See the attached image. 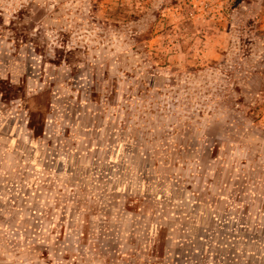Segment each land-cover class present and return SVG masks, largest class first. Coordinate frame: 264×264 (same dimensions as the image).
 <instances>
[{
    "label": "rangeland",
    "instance_id": "374dc122",
    "mask_svg": "<svg viewBox=\"0 0 264 264\" xmlns=\"http://www.w3.org/2000/svg\"><path fill=\"white\" fill-rule=\"evenodd\" d=\"M0 264H264V0H0Z\"/></svg>",
    "mask_w": 264,
    "mask_h": 264
},
{
    "label": "trees",
    "instance_id": "16d2710c",
    "mask_svg": "<svg viewBox=\"0 0 264 264\" xmlns=\"http://www.w3.org/2000/svg\"><path fill=\"white\" fill-rule=\"evenodd\" d=\"M241 7H242V6H239V5H238V6H236L235 9H234V8H230V9H229V11H230L229 13H230L231 15H232V14H235V16H234V20H235V17H237V14L240 13ZM142 9H143V8H142ZM238 12H239V13H238ZM238 16H239V15H238ZM240 18H241V17L239 16L238 23H237V24L232 28V30H231V32L233 31L232 33H233V35H234V37H233V41L236 42V41L238 40L237 42H239V43H240V38H239V36L236 35L237 29H238V28H236V26H237V25H238V26L240 25V23H241V21H240L241 19H240ZM117 21H118V20H117ZM239 32H240V31H239Z\"/></svg>",
    "mask_w": 264,
    "mask_h": 264
}]
</instances>
